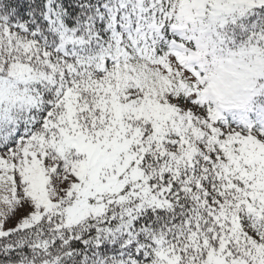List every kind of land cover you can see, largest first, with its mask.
<instances>
[{"label":"snow or ice","instance_id":"6c2138e0","mask_svg":"<svg viewBox=\"0 0 264 264\" xmlns=\"http://www.w3.org/2000/svg\"><path fill=\"white\" fill-rule=\"evenodd\" d=\"M0 264H264V0H0Z\"/></svg>","mask_w":264,"mask_h":264}]
</instances>
